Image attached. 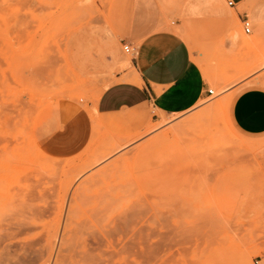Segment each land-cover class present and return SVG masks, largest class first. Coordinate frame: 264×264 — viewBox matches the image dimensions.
Returning a JSON list of instances; mask_svg holds the SVG:
<instances>
[{
	"label": "rangeland",
	"instance_id": "rangeland-1",
	"mask_svg": "<svg viewBox=\"0 0 264 264\" xmlns=\"http://www.w3.org/2000/svg\"><path fill=\"white\" fill-rule=\"evenodd\" d=\"M40 2L0 0V264H78L86 255L82 243L77 248L81 241L77 211L82 203L78 196L87 197L88 190L81 194L80 185L74 188L72 184L86 168L104 161L117 149L120 154L102 163L93 175L104 189H115L114 196L125 197L134 187L135 196L144 198L152 219L148 213L137 216L139 226L151 229L153 222L160 223L156 211L164 212L170 202L178 201L174 209H168L176 213L169 221L172 234H164L172 247L160 251V264L166 260L168 264H186L188 259H195L197 264H239L245 251L252 248L253 231L259 241L264 227L259 211V203L264 200V142L258 139L264 133L245 134L231 120L221 121L218 110L232 88L239 90L256 83L244 79L264 63L257 39L264 22L248 18L252 37L245 36L243 24L236 17L225 25L224 37H185L196 51L203 75L204 69L209 73V78H204L213 90L211 96L223 92L213 104L146 139L142 138L144 134L162 123V113L156 112L155 120L145 119L134 109L100 114L90 126L81 154L64 157L57 175L53 166L40 165L30 151L32 141L24 133L25 125L29 119L33 127L46 119L56 109L62 92H78L89 80L103 83L106 72L111 74L114 67H123L112 56L116 47L113 38L128 28L129 3L98 0L97 11L103 13L112 33L109 37L103 29L88 36L79 33L80 25L73 21L84 12L91 17L92 11L76 7L80 0H52L58 5L52 14H37L28 7ZM174 19L168 17L167 25L173 26ZM29 21L33 23L29 25ZM109 40L113 42L109 44ZM25 52L32 55L24 57ZM44 58L58 62L49 67L43 82L35 84L29 79L30 70ZM258 77L264 83V72ZM17 83L20 88H13ZM25 89L27 94L21 96ZM30 108L35 109L34 115L30 116ZM104 117L111 120L100 123ZM240 134L256 138L233 144L232 155H239L242 164L213 173L205 163L207 153ZM38 165L43 167L39 182L34 175L21 181L22 174ZM91 179L85 177V181ZM36 183L39 187L32 191ZM99 190L91 189L93 194ZM245 197L249 203L255 197L254 214L248 215V208L245 217L228 225L231 204ZM220 217L225 225L218 223ZM18 229L20 232L8 236ZM116 240L123 245V237L117 235ZM153 244L159 245V241L149 242L150 249ZM255 250L259 251L258 246Z\"/></svg>",
	"mask_w": 264,
	"mask_h": 264
},
{
	"label": "snow or ice",
	"instance_id": "snow-or-ice-1",
	"mask_svg": "<svg viewBox=\"0 0 264 264\" xmlns=\"http://www.w3.org/2000/svg\"><path fill=\"white\" fill-rule=\"evenodd\" d=\"M97 4L98 0H80L76 7L91 9V17L87 12H84L73 23H79L81 35L96 34L103 29L109 37H112L111 31L107 29L104 22L103 13L97 11ZM182 6L187 9L206 8L208 5L194 6L184 0ZM28 7L37 14H52L56 12L58 5L52 0H41L40 3H33ZM102 7L106 9L107 5L104 4ZM231 7L230 3L217 0V15L226 24L231 23L233 19L232 13L229 11ZM32 23L33 21H29V25ZM252 35L253 29L250 25L245 29V36L252 37ZM113 39L116 47L113 48L112 56L123 67H114L111 74L106 72L103 83L99 80H89L81 85L78 92H62L56 109L46 119L39 121L34 127L29 119L25 125L24 133L32 141L30 151L40 161V165L53 166L57 175L60 173V166L64 163V157L81 154V150L89 138L90 126L105 109L115 108L121 111L134 109L145 119L155 120L158 118L156 112L159 108L165 118L162 123L157 124L154 129H149V132L144 134L142 138L146 139L148 135L154 134L178 120H183L185 116L191 117L202 108L213 104L223 94L222 92L216 96H209L210 89L205 83L203 96L200 95L202 75L195 67L196 62L188 59L183 32L182 30L174 32L171 28L165 27L163 20L158 23L154 20H146L130 33L124 31ZM257 39L262 52H264V26L261 27ZM112 42V40L108 41L109 44ZM31 55V52L23 53L24 57ZM161 56L167 63H161L155 71H149L148 66L151 62ZM57 62L54 58L37 61L30 70L29 79L35 84L43 82L49 67ZM109 63L111 65L112 62ZM259 71L264 72V63L261 64ZM149 80L152 81V84H158L160 87L153 89ZM12 87L19 89L20 84H13ZM146 88L148 89L147 93L145 92ZM26 94L27 89L20 93L21 96ZM149 95H151V100H149ZM260 99L261 129L264 130V93H261ZM243 100L244 96L238 95L224 102L218 110V118L221 121H230L234 105L238 107ZM173 106L183 108V114L172 115ZM29 114L30 116L34 115L35 109L30 108ZM241 139L256 138L243 137L242 134L233 136L229 142L207 153L205 163L209 165L213 173L226 171L242 164L239 155H232L233 144ZM258 139L264 142V136ZM120 152L121 150L117 149L105 157L104 161H98L86 168L72 184L74 188L80 185L81 194L86 189L88 190L87 197L78 196V199H82V203L77 211L79 220L76 223V228L81 237L77 248L82 243L86 253L83 258L79 259L78 264H133V262L134 264H160V251H167L169 247H172L168 237L164 234H172L173 230L169 221L176 213L168 211V209H174L178 201L170 202L165 206L164 212L156 211L160 223L153 222L151 229L141 227L138 225L136 217L148 213L149 219H152V210L148 208L143 197L135 196L134 187L126 193L125 197H117L112 194L115 189H104L93 175L102 166V163H107ZM40 165L33 168L31 172L22 174L21 181L29 175H34L39 182L42 179L40 173L43 172V167ZM89 176L92 179L85 181V177ZM81 181H85V183L81 185ZM38 187L39 183H36L31 190L35 191V188ZM93 187L100 190L93 194L91 191ZM239 195L237 193V196ZM262 195H264V190H262ZM93 201L96 203L93 204ZM255 206V197L251 198L250 203L248 197H245L243 201L237 199L230 206L231 216L227 224L230 225L232 220L245 217L248 208H251L248 215H253ZM259 211L262 222H264V200L259 203ZM218 223L226 224L222 217L218 218ZM179 227L177 224V229ZM156 229H159V232ZM117 235L124 238L123 245L117 242ZM153 240L159 241V245L153 244L150 249L149 242ZM210 243H214V240H211ZM251 245V250L245 251L239 264H264V227L260 229L259 241L256 240L255 231H253ZM256 246L259 251L255 250ZM245 248H249L247 242ZM165 264H168L167 260ZM186 264H197V261L188 259Z\"/></svg>",
	"mask_w": 264,
	"mask_h": 264
},
{
	"label": "crops",
	"instance_id": "crops-1",
	"mask_svg": "<svg viewBox=\"0 0 264 264\" xmlns=\"http://www.w3.org/2000/svg\"><path fill=\"white\" fill-rule=\"evenodd\" d=\"M229 0H224L228 3ZM232 7L229 11L232 13V21L235 17L239 21L243 19H250L255 23L264 22V0H231ZM184 0H128L129 3V19L127 32H131L134 28L139 27L146 20H154L157 23L163 20L165 27L171 28L174 32L182 30L184 37H224L226 23L220 16L217 15V0H187L188 3L197 5H208L204 7H192L184 8L182 6ZM155 5V7H153ZM168 17H174L173 26H168L166 19ZM238 37V36H236ZM186 43V53L190 61H195V67L202 75L200 95L203 96L204 84L207 83L204 76L209 78V73L204 69V75L202 73L201 65L196 57V51ZM134 56V53H133ZM167 61L163 56L154 59L148 66L149 71H155L158 66ZM260 69V68H259ZM256 70L252 75L245 80V82L256 80V83H249L248 87L235 90L238 87L232 88L226 94V101L236 97L238 95L244 96V100L233 108L231 116L232 125L239 131L245 134L258 135L264 133L261 129L260 120V105H261V93H264V83L258 75L261 71ZM256 74V75H255ZM254 75V76H253ZM254 79V77H256ZM149 84L153 89L159 88L160 85L152 84L149 80ZM208 85V84H207ZM148 92V89H145ZM126 98V97H125ZM151 100V95H149ZM123 107V106H121ZM118 111L115 108H108L101 112L112 113ZM157 112H161L157 108ZM184 109L178 106H173L172 114L183 113ZM130 116V114H128ZM111 118L104 117L100 120V123L110 121Z\"/></svg>",
	"mask_w": 264,
	"mask_h": 264
},
{
	"label": "built area",
	"instance_id": "built-area-1",
	"mask_svg": "<svg viewBox=\"0 0 264 264\" xmlns=\"http://www.w3.org/2000/svg\"><path fill=\"white\" fill-rule=\"evenodd\" d=\"M228 3L232 4V1L229 0ZM242 24H243V31H244V33H245V29H247V28L250 26V22H249L248 19H243ZM209 89H210V88H209ZM212 94H213V90L210 89V91H209V96H211Z\"/></svg>",
	"mask_w": 264,
	"mask_h": 264
},
{
	"label": "bare ground",
	"instance_id": "bare-ground-1",
	"mask_svg": "<svg viewBox=\"0 0 264 264\" xmlns=\"http://www.w3.org/2000/svg\"><path fill=\"white\" fill-rule=\"evenodd\" d=\"M16 232H17V233L20 232V229H18V231L12 232V233L10 232V233L8 234V236H9V237H10V236H14ZM6 255H7V254H6Z\"/></svg>",
	"mask_w": 264,
	"mask_h": 264
}]
</instances>
